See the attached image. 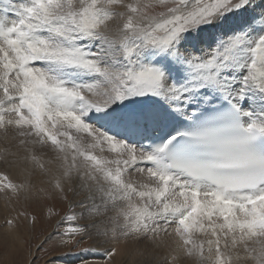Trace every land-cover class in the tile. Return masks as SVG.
<instances>
[{
  "label": "snow or ice",
  "instance_id": "1",
  "mask_svg": "<svg viewBox=\"0 0 264 264\" xmlns=\"http://www.w3.org/2000/svg\"><path fill=\"white\" fill-rule=\"evenodd\" d=\"M0 145L27 264H264V0H0Z\"/></svg>",
  "mask_w": 264,
  "mask_h": 264
},
{
  "label": "rangeland",
  "instance_id": "2",
  "mask_svg": "<svg viewBox=\"0 0 264 264\" xmlns=\"http://www.w3.org/2000/svg\"><path fill=\"white\" fill-rule=\"evenodd\" d=\"M156 11H159V9ZM0 198V201H3L4 203L3 204L0 202L2 207H0V264H27V260L29 259L27 255L28 244L22 243L21 241L30 240L33 250H35L34 246L38 244L49 231H51L52 226L55 224L57 218L59 219L60 216L65 214L66 204H63L59 201L52 202L54 204V211L57 214L51 215L50 206H46L49 205V202L47 201L29 202L25 201L23 198L11 196L6 198L4 194L0 195ZM20 213H26L29 215L34 214L39 217V223L34 230L30 232L28 221L24 216L20 215ZM50 216L51 218H49ZM6 219H12L14 222L20 221V227L18 229L20 239L10 241L7 252L4 248L5 233L9 231L7 225L5 224ZM89 246H93V241L88 239L83 240L79 245L81 248ZM57 251H64V249H58ZM48 258L49 257L47 254L41 250V252L38 254L35 264H47ZM55 259L56 264H68L60 257H56ZM69 259L74 260L71 262V264H79V260H75L76 258Z\"/></svg>",
  "mask_w": 264,
  "mask_h": 264
},
{
  "label": "bare ground",
  "instance_id": "3",
  "mask_svg": "<svg viewBox=\"0 0 264 264\" xmlns=\"http://www.w3.org/2000/svg\"><path fill=\"white\" fill-rule=\"evenodd\" d=\"M0 148H2V145H0ZM3 170H4L3 167L0 166V171H3ZM13 178H15V175L13 176ZM44 180H46V177L41 176V175L38 174L37 176H35L33 178V183L35 184L36 187H44L46 185L41 183V181H44ZM0 195H3V194L0 193ZM1 198H0V200H1ZM1 203H3V201ZM0 207H1V205H0ZM93 246H94V244H93ZM118 247L120 249H126V250L118 252V254L115 257H113L110 261H108L107 264H138V261L142 259V257L138 254V252L136 251L134 246H132V245H127L126 246L125 243L123 241H121V243H120V245ZM162 255H163V251H160V252H158L156 254V258L159 259V257L162 256ZM88 259L102 260L103 258L99 257V256H96V257H91L90 256V257H88Z\"/></svg>",
  "mask_w": 264,
  "mask_h": 264
}]
</instances>
